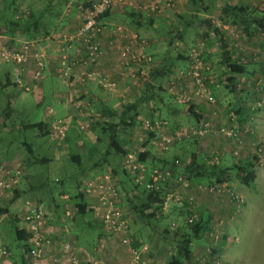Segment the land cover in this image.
<instances>
[{"label":"crops","instance_id":"1","mask_svg":"<svg viewBox=\"0 0 264 264\" xmlns=\"http://www.w3.org/2000/svg\"><path fill=\"white\" fill-rule=\"evenodd\" d=\"M37 1L41 3V6L40 4L38 5V10L43 7V2H48L51 7L50 13H52V17L49 18L48 22H45V24H43V26L39 28V32L36 35V38L43 46V50H45L46 52L47 67L43 73V76L39 79L38 82L32 84L33 86L31 87L33 89V93L36 94V96H41L43 92H49L52 89L49 99L51 98L50 100H52L57 105L56 113H58V115H60L59 117H61V119L59 120H61V122L63 121L61 126L65 125L64 122H66L65 128H68V126L72 127L75 121H78L77 123H79L80 119H83V116L87 114H89V116L95 117V120L99 119L98 121H102L103 124L105 123L103 127L98 128L100 129V132H98L95 124H92V128L87 130V137L92 138V142L94 143L96 141V138L99 139V134L102 135V133H106L105 130L111 131L112 134L116 133L119 138H122L126 133L125 137L128 140V138H131L138 129L144 130V126L147 121L149 122L156 120V123L158 124L156 126H153L152 130L164 134L165 132L167 133L170 131L168 127L160 124V122L164 120L172 122L178 129H186V127L194 125L195 123L200 121L202 117L210 114L211 107L207 105L203 100L192 101L193 104L191 103L192 105L188 109L186 106L179 104L174 100H171V103H167V98L162 94L160 95L161 97H163V102L165 100L166 103H162V105L159 106V110L155 113L149 109L147 103L138 105L141 99H143V95L145 94L146 87L144 86V82L146 81L147 83H151V85L155 87L157 85L156 81L159 79V77L155 75L156 70H159L160 67L163 68V66L167 64V61L159 60L161 54L154 47L155 44L152 40V42L150 43L151 45H149V47L145 49V53L147 55H150L151 59L159 61L153 63L154 65H151L149 69H145V77L143 79H140L135 84L134 82L129 81L121 73V67L118 62H116V55L110 48V46L112 47L111 42L113 38V28L116 25H121L119 23H122V26L126 28L125 30H131L132 32L137 33L139 36H142L141 33H144L146 30H150L154 35L159 34L165 37L168 32L166 31L164 33V31L161 30L160 26H162V23L164 21L168 22L172 19H169L170 10L166 14H161L163 13L161 12L159 13L161 15H157L149 14L146 10L142 9V7L140 9L141 11L137 13L133 11L131 9L132 7L130 8L129 5H126L124 7H116L115 5H113L114 7H111L104 17L99 18V16H96L95 27L99 28L97 27V25L101 26V33L97 34L96 39H99L100 44L103 46V48H105V53L103 57H101L98 66L94 68V72H96L95 75H97H94L93 78H88L86 76L81 78V75L75 73L76 71H78V62L82 57L83 42L81 41L80 43H77V39L75 40L74 38L76 36V33L78 32V29L83 26V12L93 9L94 6L98 4L99 0ZM141 1L143 0H140L139 2ZM184 1L187 2L186 0ZM184 1L176 0V3L178 5H182V2ZM15 3L16 5H19L20 1L17 0ZM216 3L217 1L214 2L212 0H201V2L196 4L198 6L202 5V8H196V11L198 13H191L190 18L194 17V15H197L198 23L194 22V24L191 25L190 28L181 30L183 35L182 40L188 39L192 31L191 28L193 30L197 28V38L205 41L206 50L209 53V55L206 56V62L210 66L212 73H215L216 75L215 77L213 76V80L214 78L215 80L213 81L211 87L216 92L217 96L224 97V100L229 101L233 98L234 101H237V99L239 98L246 99V91H248V89L246 88L245 84L248 85L247 81H250L252 78H254L257 73L264 74V0L228 1L225 4L226 6L241 8L243 10V15L234 18V23L231 22L232 20H226L225 16L223 15L222 19H224V24H222L218 28L219 31L217 35L214 34V27L212 28L211 26L210 28V26H208L207 24L204 25L200 22L201 19L210 20L212 23L214 22L211 16L208 15V13H212L218 9V5ZM67 7H70L68 11H64ZM79 7L81 8L80 11L78 9ZM193 7L195 9V6ZM178 12H180L179 15L183 14L182 10ZM180 19H183V17H180ZM172 27L174 26L172 25ZM4 37L5 39H8L7 36ZM170 39L171 40L169 42H172L171 36ZM182 40H178L176 45L172 44V46H175V48H177L176 50H178L180 46L184 47V44H182ZM220 41L222 45H220ZM210 47L211 49H209ZM170 51L171 50L169 48L166 51L167 58H169V53H171ZM224 52L230 53L233 61L235 63H238L239 65H242L244 69V73L235 76V81L233 82L235 92H229L230 88L221 86V84L219 83L221 82V78L224 76L223 73L225 72L226 74L224 64L220 65L221 62H219V60H221V55ZM255 54H258V58L256 60H253V55ZM65 56H67L66 59H63ZM168 60V65H171L173 67V70L181 68L184 65V59L176 61L175 63H172L170 59ZM62 62L75 63L74 65L70 66L74 70V73L68 78H66L63 74ZM101 81L112 84V87L101 85ZM239 84H243V86ZM241 86L243 87V89H241V91L239 92L238 87ZM148 90H146L148 92L147 95H154L155 98L152 99H157L159 94L156 93V89L148 88ZM128 104L135 105L136 107L133 114L136 115L137 123H134L131 127H126V125L120 123L121 112L124 109L125 105ZM52 109L53 108H49L48 113L50 111L53 112ZM255 115L256 118H258L257 123L259 127V138L263 142L262 144H264V109L260 110L258 113H255ZM55 120L52 119V126H48L49 128L44 127V130L47 131L46 133L49 136L54 135L55 137L56 134H58L62 139H64V132H60V129L62 127H58V129H55ZM213 123H216V119ZM59 133L63 136H61ZM130 140L128 141L133 144L134 141L132 140V138ZM220 141L221 140L218 139H201L197 140L196 142L191 141V143L186 145L182 143L181 146L175 149V152H181L180 147H185L186 149H188L187 153H190V156L191 154H195L196 159H200L201 156L205 158L209 157L210 155H208V152H211L212 154L213 152L219 153V156H221V162L219 163V165L222 168L227 167L228 162L236 164L238 162H244V160H246L248 154L246 152L247 149L243 150L238 158H232V156H230V147L224 146L227 142L222 141L225 142L222 143ZM134 144L137 145L138 143ZM80 146L83 147L84 144L80 142ZM211 148H213V150ZM68 150L69 144L67 145V143H65L63 145L62 151L60 150V152H66L65 159H69V157L73 155L71 153H68ZM168 154L171 157L172 154L175 153L172 152ZM155 159L157 161H160L168 160L170 158L166 157V155H155L154 160ZM96 164H98V162L91 166L93 172L92 170H87L89 168H84L81 171H76L73 177L78 172H88L89 174L99 172L98 167L95 168ZM106 165H108L106 168L112 167V163H110V161ZM26 179L28 182V186L23 189L25 193L22 194L18 199L21 205L24 206L26 201H30L33 204L35 203L36 206H40L44 210V212L46 211V213L50 214L51 226H49L48 230L50 231L51 236L56 237L55 240H58L61 237H66L67 239H71L75 243L76 247L83 251L84 256L85 254H93L92 249L94 246L89 247V249L87 250L86 243L83 239L84 236L91 235V232L94 230V221L92 219L85 218L86 215L89 214H86L84 216H75L74 222L70 227V233L65 235L62 234V225H59L58 222L60 221L59 217L62 214L61 204H57L56 200L53 197H49V182L45 183L41 181L33 184L32 177L29 176L26 177ZM260 179L264 181L263 174L260 175ZM230 180L226 179L224 180V182H222V185H226V187L225 190L220 193L207 194V192L204 193L203 191L194 189V185L196 186L197 183L205 181V179L195 180L192 183V187H190L187 191L191 195L194 194L193 196L196 197L195 200L196 209L198 212L197 214L203 220L209 221L208 226L210 228V232L205 233L201 240L196 241L193 244L191 252L192 256L190 261L196 256L202 257L206 254V250L208 248L210 249L211 247L213 248V251L218 250L217 253H219L222 257V249L226 245H224V241L226 243L229 240L227 236L229 229H226V227L224 226L225 222L221 219H228L230 213L237 210V207H235V205L231 202L230 196L227 193L226 189L230 188V186H233L236 192L239 190L238 184H231ZM54 182L61 184V179L55 178ZM42 190H45L47 194L43 193ZM65 194L67 193H60L59 198L61 201L62 199L60 196ZM67 195L70 196V194ZM44 196L48 197L49 200H46ZM63 203L64 202L62 201V204ZM22 213L23 211L20 212V214ZM90 242L92 245V241H89V243ZM14 248L16 249L15 246ZM15 249L14 253L18 252V249ZM52 251H54V247L52 248ZM14 253L12 252V256L6 264H25V262L23 263V261L21 260V257L19 259L17 255H14ZM121 254L122 252L118 247H113L110 257L113 258L117 256L119 258ZM85 258L82 257L83 261ZM81 263L83 264L84 262ZM228 263L235 264L231 261ZM184 264H191V262H185Z\"/></svg>","mask_w":264,"mask_h":264},{"label":"rangeland","instance_id":"2","mask_svg":"<svg viewBox=\"0 0 264 264\" xmlns=\"http://www.w3.org/2000/svg\"><path fill=\"white\" fill-rule=\"evenodd\" d=\"M17 0H15L16 2ZM20 1V4L18 5V11L19 13H23L25 16H28V12H34L36 9H38V5L41 3L37 0H18ZM78 1V0H76ZM140 0H114V5L116 7H124V6H130V8L135 12H140L141 7L142 9L146 10L149 14H166L168 11L169 19L171 20L164 21L162 23L161 30L164 31V33L167 31L168 33L164 36H161L159 34L154 35L152 31H145L144 33H141V38L145 39L147 41V45L144 46L145 49L151 45L150 43L152 40L154 41L155 48L160 52L161 57L159 60L167 61L169 62V58H167L166 51L171 49L174 54H177L178 52L187 53L189 50H192L194 48H200L206 49L205 41H203L200 38H197L198 30L195 28L194 30L191 28V33L186 40H182V44H184V47L180 46L178 50L175 48V46H170V36L173 37V33L175 32L173 30V26L177 27V24L179 25L181 22L184 23L185 19L188 20V17L191 16V13L197 12L196 9H194L192 5V0H186L187 2H182V5H178L176 3V0H174L173 7L168 8L167 6L163 5L161 6V9L159 12L153 13L150 10L146 9V6L151 4L152 0H143L139 2ZM146 1V2H145ZM231 2L232 0H218L217 5L218 9L214 12H209L208 15L211 16L213 19V24L216 27H220L222 24H224V19H222V7L227 2ZM47 2V1H45ZM45 2H43L45 6ZM120 3V4H118ZM146 4V5H144ZM97 5V4H96ZM95 5V6H96ZM94 6V7H95ZM81 7V6H80ZM78 8L79 11L81 8ZM114 7V6H112ZM70 7H67L64 11H68ZM181 8V9H180ZM202 8V5L198 6L197 9ZM183 11V14H180V11ZM163 12V13H161ZM81 13V12H80ZM99 13L98 10L95 8L91 9L90 11L83 12L82 18H83V26L87 20H93L92 17L97 16ZM161 13V14H159ZM198 13V12H197ZM221 13V15H220ZM44 16H47L46 13H44ZM180 17L183 19H180ZM206 20V19H205ZM176 23V24H175ZM121 25H116L113 28L112 34V47L110 48L114 51L116 55V62L121 67V73L129 80L134 82L135 84L145 77L146 70L151 67V65H154L153 63H156V61L159 60H148V62H143L144 58L140 62L141 65H138L134 69V75H131L129 70L124 68L125 64V55L122 53L127 48V45L123 42V35L124 31L126 33L132 32L131 30H125L126 28L122 26V23H119ZM97 25V24H96ZM182 25L179 26L181 28ZM99 28H96L95 26L92 28L93 32L92 34H86L81 35L80 33L75 36V40L77 43H80L81 41L83 46V53L82 57L80 58V61L78 62L79 68L77 69L75 74L81 75L80 77H88L93 78L96 72L95 67L98 66L99 61L101 57H103L105 53V48L100 44L99 39H96L97 34L101 33V26H98ZM122 29L121 31H117V28ZM178 28V27H177ZM80 29H83L81 27ZM78 29V31L80 30ZM116 31V32H115ZM172 31L171 33H169ZM149 32V33H148ZM153 34V35H152ZM16 40H23V37H16ZM34 39H37L36 37ZM86 39V41H85ZM173 39V38H172ZM85 41V42H84ZM91 42L97 43L99 46L100 51L102 54L100 57H93L89 56L88 54V48L91 44ZM17 43V42H16ZM87 43V44H86ZM41 45V43H40ZM176 45V44H173ZM205 45V46H204ZM177 47V46H176ZM42 51L44 52V55H46L45 50H43V46L41 45ZM132 48V47H131ZM135 48V46H134ZM211 49V47L209 48ZM145 51V50H144ZM143 51V52H144ZM207 51V50H206ZM208 52V51H207ZM145 56V59H147V56ZM150 56V55H149ZM47 57V56H45ZM67 56H65L63 59H66ZM151 57V56H150ZM149 58V57H148ZM258 58V54L253 55V60H256ZM93 59V60H91ZM47 61V59H46ZM152 61V62H151ZM63 65V74L66 78H68L70 75L74 73V70L72 67V62H62ZM165 66V65H164ZM83 68V69H82ZM93 69V70H92ZM138 72V74H135ZM181 71L178 70L175 74L172 76L174 77V87L173 90L175 94L179 95L178 89H185L187 90L185 93V96L191 97L192 89L191 84L188 81L183 80L182 78L179 80L176 79L178 76H180ZM97 75V74H96ZM95 75V76H96ZM209 78L207 80L211 79L210 86L213 84V76L215 77V73L208 72ZM227 75L225 74L221 78L222 80L225 79ZM163 77L158 79L157 85H161L163 82ZM221 82H219L221 84ZM248 85L245 84L246 88L248 89L246 99H237V101H234V98L232 100H224V97L217 96L219 101L226 107L227 113H235V110L242 106L248 107L246 110V115L243 119L244 123L242 126H249L253 125V129L255 130L256 134V140L262 145V141L259 138L258 133V118H256L255 113H258L260 110L264 109V74L257 73L254 78H252L250 81H247ZM103 86L112 87V84L101 81L100 83ZM156 85V86H157ZM164 85V84H163ZM242 85L243 84H239ZM33 86V85H32ZM155 86V87H156ZM176 86V88H175ZM222 86V85H221ZM238 87V91L240 92L243 87ZM217 87V86H215ZM52 90V89H51ZM51 90L45 91L41 94V96H36V94L33 93L32 87L29 91H22L14 84V74L12 71V66L7 65L5 63L0 62V160H2L5 156H15L17 155V159H19L20 162L23 163L24 166H22V176L23 181L20 184V189H25L26 186H28V182L26 177H32V183H38V182H49L50 184V193L49 197H53L56 200L57 204H62V201L59 199L60 193H67L70 195H74L76 193V187L73 178V175L76 171H81L84 168H89L87 170H92L91 166L95 163H100L105 151V145L108 142L109 135L111 134V131L105 130L106 133L102 134V137L104 139H97L93 143L92 138L87 137V130L92 128V124L96 125V128L98 132H100V129L103 127V122L98 121L99 119H94L95 117L89 116V114L83 116V119H80V122L77 123L76 121L73 123L72 127L65 128V125L62 126L60 129V132H64L65 138L62 139L58 134L54 137V135H42L40 132V128H30L29 125L38 123L41 124L42 127H48L52 126V119H58L55 120V125L61 126L63 121L61 122V117L56 113L57 111V105L52 100L49 99V96L51 94ZM194 90V88H193ZM245 90V87H244ZM212 92L215 91L212 88ZM163 94V93H159ZM239 94V93H238ZM194 100L199 99H192L189 102H192ZM180 101V100H179ZM257 102H262V106L259 109L254 108L255 104ZM49 108H53V112H49ZM49 114V115H48ZM92 117V118H91ZM209 125L211 128V131H216L220 126L222 125H230L232 124V121L228 118L221 119L220 116H212L208 114L207 116ZM94 119V120H93ZM216 119V123H213ZM214 120V121H213ZM104 121V120H103ZM198 121L197 123H199ZM233 122H236V118H233ZM194 125H191L189 127H186V129H189ZM237 123V122H236ZM81 127V128H80ZM49 128V127H48ZM147 125L144 126V129L146 130ZM65 129V130H62ZM183 133L185 134V130ZM144 130L138 129L133 135H132V141L134 143H138L137 145L134 144V147H139L143 145L144 139H145V133ZM181 131V130H180ZM97 132V133H98ZM60 134V133H59ZM181 132H176L177 136H180ZM61 135V134H60ZM101 135V134H99ZM164 138H167L164 134H162ZM63 136V135H61ZM95 136V135H94ZM107 136V137H106ZM112 136V134H111ZM131 138H128L129 140ZM250 136H246V134H243L241 136V139L243 140V143L241 144V148L239 150L238 158L240 156V153L247 149L246 152L247 158L244 161H247V159H250V153L251 149L249 148V139ZM202 139H222L217 138V135H211L209 134L207 137ZM198 139H193L192 141L196 142ZM131 141V140H130ZM80 142L84 144L83 147L80 146ZM67 143L69 144V150L68 153H71L73 155H78L81 158V163L76 165L75 163H72L68 158L65 159L66 152H60L63 149V145ZM225 143V142H222ZM224 145V144H223ZM264 145V144H263ZM224 146L230 147L229 143H226ZM29 148V149H28ZM213 150V148H211ZM134 153V151H133ZM153 153V152H152ZM63 154V155H62ZM213 154H217L216 152H213ZM211 152H208L209 157L212 158L213 155ZM219 155V154H218ZM46 158L48 162L41 163L40 160ZM34 159H36L38 162H35ZM112 157L110 158V161H112ZM28 160V161H25ZM228 166L233 165L232 162L227 163ZM107 169L100 168L101 170ZM102 170V171H103ZM254 171L256 173V178L254 182L246 187L244 185H241L239 182V179L237 177V174L235 171H230V183L231 184H238V191H236V194H238L243 199V204L237 210L230 213L228 219H221L224 220V226L228 230V238L229 240L225 243L222 249V257L221 264H230L228 262H233L235 264H264V181L260 179V175H264V164L263 165H256L254 166ZM55 178L61 179V184L54 182ZM233 187V186H232ZM230 186V189H232ZM234 189V187H233ZM43 193L47 192L45 190H42ZM220 193V192H219ZM194 195V194H193ZM45 197V196H44ZM46 200H49L48 197H45ZM35 204V203H34ZM196 206V203L195 205ZM12 208H14V205H10L9 209L12 211ZM42 209V208H41ZM123 209L125 207L123 206ZM8 208L0 203V240H4V242L9 246L12 244L15 247L22 246L23 242L18 241L15 238V232L14 227L15 224H13V219L7 214ZM44 212V210L42 209ZM127 211V210H125ZM128 212V211H127ZM46 213V211H45ZM129 213V212H128ZM48 217L50 218V214H48ZM132 214H129V219ZM2 218V219H1ZM86 219H92L91 214L86 215ZM17 220H19V217L17 215ZM177 224V222H176ZM19 227L23 226V223H19ZM178 225V224H177ZM182 225V224H181ZM168 227L167 220L163 219L158 223H153L154 229H150L148 226L144 227L141 223H132V219L129 222V228L132 235L136 236L138 238L139 236H142L143 244H145L152 254L151 264H166L167 260L166 258L171 253L173 247L172 243L170 244L169 241L172 240L173 232L166 233L164 231L165 227ZM166 227V228H167ZM177 227H183L178 225ZM176 229V228H175ZM104 230L98 225L94 224V230L91 232V235H86L83 237L87 250L89 247L95 246L97 243V238L100 235L101 232ZM173 233V234H172ZM151 237V238H150ZM89 241H92L89 243ZM116 248V246H113ZM15 248H12L11 251H13ZM113 249V248H112ZM16 250V249H15ZM207 254V250H206ZM203 255V256H206ZM219 254V253H216ZM202 256V257H203ZM119 261H123V257L118 258ZM226 261V262H225Z\"/></svg>","mask_w":264,"mask_h":264},{"label":"trees","instance_id":"3","mask_svg":"<svg viewBox=\"0 0 264 264\" xmlns=\"http://www.w3.org/2000/svg\"><path fill=\"white\" fill-rule=\"evenodd\" d=\"M192 1H193L192 2L193 6H195V9L198 7V5L196 4L201 2V0H192ZM212 1L216 2L218 0H212ZM222 8H223L222 13L225 16L226 20L228 21L232 20L231 22L233 23H234V18L243 15V10L241 8L229 7L226 5L223 6ZM108 10L99 13L97 17L98 16L99 18L104 17L107 14ZM50 11H51L50 5L48 4V2H45V6L43 5L42 8H40L39 10L37 9L34 12L33 11L30 13L28 12V16H25L23 13H19L18 5H16L15 0H0V36L1 37L7 36L10 40H13L19 36L20 37L23 36V38L27 40H38L34 38L39 32V28L43 26L45 22H48L49 18L52 17V13H50ZM44 13H46L47 16H44ZM194 22L198 23L197 15H194V17L192 18L188 17V20L185 19L184 23L181 22L180 24L183 27V28L181 27V29L179 28L180 24L179 25L177 24L178 28L174 26L173 30L175 29L174 30L175 32L172 37L173 38L172 42H170V46H172V44H176L178 40H182L183 35L181 30L182 29L186 30L190 28L191 25L194 24ZM200 22L203 23L204 25L207 24L208 26H210V28L211 26L212 28L214 27L213 28L214 34L215 35L218 34L219 27L214 26V24L210 20L201 19ZM139 37L141 38V36ZM220 45H222L221 41H220ZM194 49L198 53V59L201 61L202 65L204 66V74L205 75L208 74L211 68L206 62V56L209 55V53L206 51V49H204V47L202 49L200 48H194ZM190 51L191 50H189V52H187L186 54L183 52H178L177 54H174V52L171 50L170 51L171 53H169V59L172 61V63L184 59L183 67L173 70V67L171 65H168L169 62H166L167 64H165L163 68L160 67L159 70H156L155 73V75H157V77H159L160 79L163 77L164 80L163 82H161L162 84L153 87L151 83H147L145 81L144 86L146 87V90H148V88L156 89V93L158 94L163 93L162 95L167 98V103L168 102L171 103V100H174L175 102L182 104L189 109V107H191L193 103L179 101V97H178L182 92L187 90L180 88L178 89L179 95H177L175 94L173 88L170 86V83H172L175 80L172 75L175 74L178 70L185 73L189 69L190 62L192 61V57L189 56L191 53ZM142 53L150 58V56L147 55L145 51L144 52L142 51ZM150 60L152 59L150 58ZM219 62H221L220 65L224 64L226 69V75H228L224 80H222L221 85L230 88L229 92H232L235 90L233 83L235 81V76L244 73L243 66L239 65L238 63H235L230 53L228 52H224L221 55V60H219ZM74 64L75 63L72 62V65ZM124 68L126 69L127 66H124ZM135 74H138V72H136ZM223 74L225 75V72ZM178 77L176 79H178ZM206 77L209 78L208 75H206ZM210 81L211 79L207 80V86L212 92V87L209 84ZM146 90H145V94L143 95V99H141L138 105L142 103H147L149 109L155 113L156 111L159 110V106L162 105V103L164 102L166 103V101L164 100L163 102V97H161L160 94L158 95L157 99L153 100L152 98H155V96L147 95L148 92ZM213 95H215V97L217 98L216 92H214ZM135 109H136L135 105L132 104L125 105L124 109L121 112L120 123L126 125V127H131L133 126L134 123H137L136 115L133 114ZM247 109L248 107L241 105L235 110L234 118H236V122L238 126L243 125L245 120L243 118L246 115L245 112ZM221 119L222 118H220V120ZM148 124H149L148 127L150 128L146 130L144 129L143 131L146 135L143 145L135 148L134 145L128 141L129 139L127 140V138L125 137L126 133L122 138H119L118 135H116V133L113 134L111 133L112 136L111 134L108 136L109 139L105 145V151L102 160L100 163L95 165V168L98 167V169L100 170V168L107 167L108 165L106 164L110 161L111 157L113 158L112 161H110V163H112L111 165L112 167L107 168L105 170L102 169L103 171L101 170V172L99 171L97 173H92V174H89L88 172H78L72 178L75 183L76 193L74 195H70L69 197L72 201H74L77 207V211L74 217L77 215L84 216L86 214H92L91 211H87L85 209L87 205L86 203L87 201L85 202L81 194L78 192V188L81 186V179L84 177H89L90 175L95 176L107 171L110 173L112 183L114 187L117 189V192L119 194V199H120L119 206L122 209L124 206L125 207L124 210H127L130 214H132L130 216L129 222L132 219V223L134 224L141 223L144 227L148 226L150 229H154L153 223L156 224L161 220L166 219L168 227L166 226L167 228L165 227L164 231L166 233H171V231H174L173 232L174 234L172 233L173 234L172 240L169 241L170 244L172 243L173 249L166 258L167 260L166 264H184L185 262L192 261V260L190 261V259L192 256L191 252H192L193 244L196 241L201 240L205 233L210 232L209 231L210 228L208 226L209 221L203 220L197 214L198 212L196 206L193 207L194 211L189 212L188 207L190 205L186 201L183 202V206L181 207L172 206L170 211H168L167 213H163L161 211V207L164 202L166 190L169 189L175 190L181 195L183 196L185 195L186 197H188L190 193L187 191L190 187H192L193 185L192 183L195 180L205 179V181L197 183L196 186L194 185V189H197V186L199 185L208 186L214 181L218 182L219 184H222L224 180L226 179L230 180V176H229L230 171H235L240 181V184L248 187L254 182L256 178L254 166L258 165V163L256 162L257 158L255 155L251 157V152H249L250 159H247V161L238 162L231 166L222 168L219 165V163L221 162V156L219 155H218V163L216 164L211 161V157L205 158L201 156L200 159H196L195 154H191L192 156L191 157L190 153L189 154L187 153L188 149H186L185 147L184 148L180 147L181 152L179 151L175 152V149L181 146L182 143L186 145L191 143V141L194 138L202 139V137L190 135L189 134L190 128L186 129L184 134L183 133L184 129L176 128L175 124H173L172 122L166 120L160 122V124H163L164 126L168 127L170 130L169 132L164 133L166 137L170 138V142L164 143L162 141L163 135L161 133H158L157 131L152 130V127L158 124L156 123V120L149 121ZM29 127L40 128L41 129L40 132H42L41 134L44 136L47 135L46 133L47 131L44 130V127H42L41 124L34 123L29 125ZM176 132H181L182 134L180 136H177ZM240 134L241 136L243 134L249 136L248 135L249 133L248 132L244 133L242 128L240 129ZM99 138L100 140L104 139L102 135H99ZM222 140L226 141L227 143H230L231 146L230 150L232 151L234 144L231 142L230 138H225V139L222 138ZM161 142L163 143L162 145L158 144ZM160 146H164V147H160ZM129 149H132L134 151L133 153L134 161L137 164L143 166L144 168L141 181H139L140 180L139 173L137 171H133V170L131 171L122 164L123 161L122 159L126 155V152ZM231 151H230V156H232V158H236L235 156L232 155ZM172 152L175 154H172V156L170 157L168 153H172ZM155 155L157 156L166 155V157H169L170 159L157 161L156 159L154 160ZM5 157L8 160H12L15 159L17 155L5 156ZM69 160L72 163H75L76 165L81 163L80 162L81 158L78 155H72L71 157H69ZM34 161L38 162L36 159H34ZM46 161L48 162L46 158L40 160L41 163H44ZM20 163L22 166H24L22 162ZM153 170H158L161 173L163 172V174L166 172L169 173L168 178L164 181L165 183L158 181L157 183L154 184L157 185L159 189H155V187L153 189H149L146 186L147 182L148 183L151 182L149 174ZM137 178L139 179L138 181ZM22 181H23V176L21 177V183ZM181 183L184 184L181 185ZM164 186H166L167 189ZM202 191L204 193L207 192V194H213L212 192H208L206 190H202ZM232 191L236 193L233 188ZM24 193L25 191L20 189L19 187V189L14 192L13 199H11L9 202L0 201L1 203H4L5 206L8 208L7 212L10 213V217L13 219V224H15L14 232H15L16 240L22 241L23 245L16 247V249H18V252L14 253V250L11 251V249L14 248L15 245L13 246L12 244H10L8 246L4 242V240H1V243L2 246L5 247L7 250L8 260L11 258L13 252L14 255H17L19 257V259L21 257L23 263L24 262L26 263L24 252L28 251L27 249L28 236L26 234V231L24 230V227L23 226L19 227L20 226L19 223L21 222L20 219L17 220V214H18L17 210L20 209V207L22 206L18 199ZM195 199L196 197L194 196V202L196 203ZM10 205H14L12 211L9 209ZM61 209H62V214L60 215L59 217L60 221L58 222L59 225H62V234L65 235L68 234L69 232L66 233V231L63 229L64 223L62 222V217L64 213V203L61 204ZM8 213L6 215L9 216ZM192 214H195L196 218L191 223H187L186 220L189 217H191ZM74 217L72 219V222H74ZM48 222L50 225L51 219ZM176 222L178 225L183 227L180 228L177 227L178 225L176 224ZM172 224H174V226ZM100 235L101 236L104 235V232H101ZM100 235L98 237H100ZM132 237L133 239H136L135 242H133L134 246L143 244L142 236L136 238V236L132 235ZM207 250L209 251L208 257H213L214 255H217V257L220 258V254H216L218 250L213 251L212 247L210 249L208 248ZM81 262L82 260L80 261V264H82Z\"/></svg>","mask_w":264,"mask_h":264},{"label":"built area","instance_id":"4","mask_svg":"<svg viewBox=\"0 0 264 264\" xmlns=\"http://www.w3.org/2000/svg\"><path fill=\"white\" fill-rule=\"evenodd\" d=\"M114 5V0H99L98 4L94 7L99 12L110 9ZM173 7L174 0H152L151 4L146 6L147 10L153 13L159 12L161 6ZM96 17V16H95ZM95 17L93 20H87L83 29H80L77 34L86 35L92 34L93 27L95 26ZM117 31H121L119 27ZM116 32V31H115ZM123 42L127 45V48L122 53L125 55V66L129 70L131 75H134V69L136 66L141 65L144 62H148L150 58L143 55L144 46L147 45V41L141 39L135 32L126 33L124 31ZM86 41V39H85ZM84 41V42H85ZM17 42V43H16ZM87 44V43H86ZM97 43L91 42L88 48L89 56L100 57L102 52L100 51ZM135 46V48H134ZM132 47V48H131ZM189 69L183 73L181 72L178 79L182 78L191 84L192 94L191 97L185 96L186 91L180 94L179 100L189 102L192 99H199L206 102L211 107L210 115L220 116L222 119L228 118L232 121L230 125H222L216 131L212 132L207 117H202L200 122L189 129V134L205 138L209 134L217 135L219 139L230 138L234 144L231 151L233 156H238L239 150L243 140L241 139L240 129L243 132H248L249 136V148L251 149V157L256 156L258 165L264 164V145L260 144L256 140L255 130L253 125L238 126L236 122H233L234 113H227L224 105L218 98L213 95L207 86V77L204 74V66L198 59V53L195 49L190 51ZM46 55L42 51L39 40H10L0 36V61L12 66L14 74V84L22 91H29L32 84H35L43 76V73L47 67ZM143 62L140 64L142 59ZM93 60V59H91ZM207 69V68H206ZM170 86L174 87V81L170 83ZM194 88V90H193ZM181 97V99H180ZM262 106V102H257L254 108L259 109ZM52 112V111H50ZM148 127V122H146ZM55 125V129H58ZM63 130V129H62ZM164 143H169L170 138L162 137ZM162 145L163 143H158ZM164 147V146H160ZM241 151V150H240ZM218 154L212 155L211 161L218 163ZM8 160L3 157L0 161V201L9 202L14 197V192L19 189L22 177V165L19 160ZM122 164L129 170L137 171L139 173V179L142 180L144 168L140 164L134 161L133 150L129 149L126 155L122 159ZM169 173L159 172L153 170L149 177L151 182H147L146 186L149 189H159L157 185H154L158 181L165 183ZM184 183H181L183 185ZM166 188V186H164ZM226 185L219 184L214 181L208 186H197L199 190H206L212 193H219L225 190ZM167 189V188H166ZM227 193L230 196L231 202L235 207L239 208L243 204V199L232 189L227 188ZM78 192L81 194L84 201L87 203L86 210L91 211L92 219L98 224L104 231V235H100L97 239V243L93 247V254H83L75 243L71 239L61 237L55 240L56 237L50 235L48 230L49 220L47 213L43 212L40 206H36L30 201H26L24 206L22 205L18 209V217L23 223L24 230L27 234V252H24L26 259L25 264H80V261L85 264H151L152 254L148 250L145 244L134 246L132 234L129 228V214L127 211L119 206L120 199L117 189L114 187L110 173L105 171L98 175L84 177L81 179V186L78 188ZM64 201V213L62 217L63 229L66 233H70V227L73 224L72 219L76 214L77 207L74 201H72L69 195L65 194L61 196ZM186 201L190 206L189 212L194 211L195 205L194 196L189 194L188 197L181 195L175 190H166L165 198L161 211L167 213L172 206L181 207L183 202ZM172 203V204H171ZM24 207V208H23ZM23 211L22 214L20 212ZM196 218L195 214H192L186 221L191 223ZM174 226V224H172ZM118 247L122 254L123 261H119L118 257H110L113 246ZM54 247V251L52 248ZM88 253V252H87ZM209 251L207 250V256H196L192 259L191 264H221V259L214 255L208 257ZM82 257H86L83 261ZM8 261V253L5 247L2 246L0 240V264H6Z\"/></svg>","mask_w":264,"mask_h":264}]
</instances>
